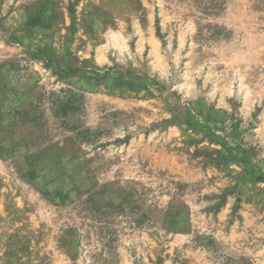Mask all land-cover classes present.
Here are the masks:
<instances>
[{
	"label": "rangeland",
	"instance_id": "obj_1",
	"mask_svg": "<svg viewBox=\"0 0 264 264\" xmlns=\"http://www.w3.org/2000/svg\"><path fill=\"white\" fill-rule=\"evenodd\" d=\"M0 264H264V0H0Z\"/></svg>",
	"mask_w": 264,
	"mask_h": 264
},
{
	"label": "trees",
	"instance_id": "obj_2",
	"mask_svg": "<svg viewBox=\"0 0 264 264\" xmlns=\"http://www.w3.org/2000/svg\"><path fill=\"white\" fill-rule=\"evenodd\" d=\"M68 107H62V110L65 112ZM65 114V113H64Z\"/></svg>",
	"mask_w": 264,
	"mask_h": 264
}]
</instances>
